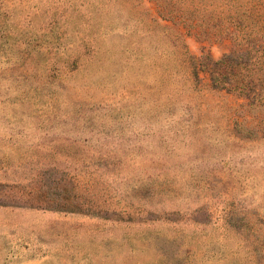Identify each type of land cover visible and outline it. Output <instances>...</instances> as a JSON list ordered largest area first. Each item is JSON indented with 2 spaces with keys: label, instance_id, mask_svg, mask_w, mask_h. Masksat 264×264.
<instances>
[{
  "label": "rangeland",
  "instance_id": "374dc122",
  "mask_svg": "<svg viewBox=\"0 0 264 264\" xmlns=\"http://www.w3.org/2000/svg\"><path fill=\"white\" fill-rule=\"evenodd\" d=\"M0 264H264V0H0Z\"/></svg>",
  "mask_w": 264,
  "mask_h": 264
}]
</instances>
